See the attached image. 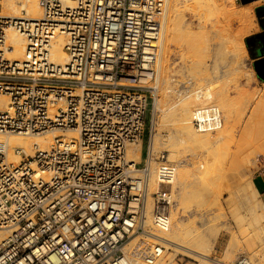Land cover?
Returning a JSON list of instances; mask_svg holds the SVG:
<instances>
[{
	"label": "built area",
	"instance_id": "built-area-1",
	"mask_svg": "<svg viewBox=\"0 0 264 264\" xmlns=\"http://www.w3.org/2000/svg\"><path fill=\"white\" fill-rule=\"evenodd\" d=\"M39 0V20L3 15L0 0V135L60 133L19 164L0 146V264H156L168 252L176 166L162 161L150 187V140L158 93L156 65L169 0ZM26 41L10 60L6 32ZM66 36L68 62L52 61ZM152 107V108H151ZM151 108V109H150ZM150 114L144 167L131 162ZM198 131L222 127L218 108L194 111ZM74 133L71 137L66 134ZM264 168V158L258 159ZM264 177V173L259 175ZM152 211L149 212V201ZM243 257L238 264H243Z\"/></svg>",
	"mask_w": 264,
	"mask_h": 264
},
{
	"label": "bare ground",
	"instance_id": "bare-ground-1",
	"mask_svg": "<svg viewBox=\"0 0 264 264\" xmlns=\"http://www.w3.org/2000/svg\"><path fill=\"white\" fill-rule=\"evenodd\" d=\"M66 1L69 6H73L72 0ZM186 1L188 0H169L166 13L163 18V39L159 59L156 65L157 73L159 76L158 79L161 80L162 83L159 80L158 82L163 84L161 85L163 87L159 86L160 89H162L161 92L159 91L160 93L158 94L154 105L155 115L158 112L159 116L157 119L154 117L152 136L150 140V187L152 191H156L159 186L156 177V171L160 163L162 161L171 163L176 166V176L173 180L172 185L174 188L173 190L176 189V192L179 193L178 196L180 206L186 209L185 206L187 205L185 204L188 203V199H190L189 196L192 195V192L189 193L190 190L192 191L193 187L195 189V187L202 185L205 188H208L207 192L204 193V198H210V200H205L207 202L208 200L211 201L209 204H212L213 202L215 206L221 209L222 204L219 198L211 200L214 194L212 191H210V181H213V172H215V170L217 169L218 163L220 164V162L222 161H217L220 157L215 160L216 158H214V154L220 155L219 148L228 145L234 140V131H232L234 129L231 128L232 130H230V124L232 123L230 122V120L234 121V119L231 118L235 115L234 113L232 116V113L234 112V110H236L235 105H232L234 104L232 103L233 100L231 101V99H229L231 96L228 97L229 94L228 90H226L227 87L226 89H224L226 83H224L223 81L225 79L223 80V78L221 79V77H225V75L230 74L229 72L236 71L237 67L235 63H231L232 65L228 63L225 67L226 69L223 68L224 66H221L223 69L228 70L227 73L225 70L223 72L221 71V74L225 73L220 77V79L223 80V83H217L218 85H222L218 88L224 87L223 89H217L216 86L214 88H208L210 86H206V88L202 86V88H199V86L198 90L196 88L194 89L193 87L192 89L186 88L184 91L181 90L182 92H179V89L177 90V83L179 81L181 82V80L174 79L173 77L175 76L176 72L169 70L170 68H173L170 66L171 63L169 64V57L172 51V46L179 48V58H181L180 60L182 61V68L181 65L180 68L181 70L185 69V71L182 70V73H185L182 74L180 72L183 76H180V73H178V77H182L183 79L190 78L187 82L185 79L182 83H188L192 79L196 78L199 79L201 75L196 77L195 75L197 74H203V76L201 77H206V71L208 68V64L206 65V58L209 50L206 44L205 33L203 31H195L184 25L185 19L183 10L181 9V5ZM259 2L260 1H257L256 3ZM256 3H250L248 6H245L244 9H239L238 11H232L231 9H229V7H232L234 5L233 1L224 7L225 14H228V16H232V14L236 15L239 21V28L234 33L230 32L231 29H224L221 31L222 35L231 36L233 43L238 44V49L234 47V44L232 45V53L235 57L238 56L237 54L239 51H246L245 45L242 42L243 36L250 34L254 29H257L254 22V15L252 14V9L254 8ZM3 15L15 18H28L30 20H39L42 17L41 9L39 7V0H5ZM6 36L7 45L12 46L13 48L12 51L7 53L8 58L15 61L24 60L26 51V41L24 36L13 29L7 30ZM66 41L67 40L65 35H59L54 40L51 50L52 61L54 63L66 64L68 62V55L64 49ZM217 62L218 61L216 59L215 64ZM229 64L231 66H229ZM228 66L230 67L229 69H227ZM212 67H210V69H213ZM215 67H217V65ZM169 71L173 72L174 75H171ZM216 72L217 71L215 69L214 73ZM214 77L208 78L212 79ZM220 79H218V82L220 81ZM206 80L207 79H205V82H207L208 84L209 81ZM213 80L214 79H212V81ZM212 81L211 83L215 82ZM211 83H209V85ZM213 85H215V83ZM208 106L217 107L219 112L221 113V117L222 113H224L223 115L225 121L222 118V127L215 132H200L193 125L194 111L199 108ZM231 106H234L235 108L232 109L233 107ZM223 121L225 122V125H223ZM245 126L246 128H244V135L242 136L240 143L244 144L249 142L257 144L259 146H263L264 142L260 139V137L264 136V134H260L264 131V123L261 119L258 108L252 114ZM73 134L74 133L72 132H68L66 135L68 137H71ZM59 135L60 133L58 132L47 135L29 136L0 135V146L4 145L7 149V162L19 164L25 159L20 155L21 150L27 155V157L33 156L36 150H45L53 142V139ZM16 150H20L19 153L15 152ZM197 150H204L206 155L204 157L200 156ZM189 156H191V162H189ZM127 158L131 162H140L142 160V143L131 145L127 153ZM192 160L194 161L192 162ZM226 160L227 163L234 167L233 169L236 168L238 170L241 169V165L245 163V161H242L236 154L233 153H230V155H228V159L226 158ZM192 166L195 167L193 168ZM239 176V183L242 182L244 184L243 181L245 180H243V177H241V175ZM250 190H252V193L250 195L249 193H247L246 199L248 200V202H250L249 204L252 206V209H255L258 205L256 200L257 190L254 185L250 186ZM177 197L175 198V201ZM178 206L177 209L180 208H178ZM152 207L153 205L151 200L149 201V212L152 211ZM182 207L180 209L184 214V212L186 211L182 210ZM204 211L205 209L202 211V214L204 213V215H199H202V217H200L202 218L201 220H203V217L205 215L209 214V210H207L206 212ZM179 212L180 211L177 210L175 211V213H173V215L171 214V220L175 222H172L174 224L172 226L173 229L163 235L164 239H166V242H168L166 244L168 246V249L172 248L175 252H177L178 250H180V252L183 251L184 253L182 254L197 258L199 264H228L227 262L222 261H216V263H212L208 260V258L211 250L214 248L215 244H217L216 242L222 231H224L225 233L227 232L231 236L232 240L236 238L237 232L234 231V229L230 227V225L227 226L224 224L222 227H220V225L215 223H211V225L209 224L208 230H206V232H202L193 225H187L188 223L185 224V222L182 221V215L180 216ZM237 218L238 216L236 217V219ZM202 223V221H199V226L202 225ZM238 227L243 233L248 231L246 228H242V225L240 223H238ZM10 234L11 232L9 231L0 230V242L7 239ZM245 235L247 237L248 244L250 246H254L255 240L264 235V229H262L261 232L259 231L252 235L251 233H247ZM143 244H146L145 240L140 236L133 238L128 243L129 249L137 250L139 252L137 254V259H134V264H140V253H142L144 250ZM195 247L203 249V252H199V249L197 251ZM260 253H258L256 250H253L251 256L249 258H246L243 264H264V255ZM168 260L169 262H167L166 260H160L156 264H176L174 262L173 255H169Z\"/></svg>",
	"mask_w": 264,
	"mask_h": 264
},
{
	"label": "rangeland",
	"instance_id": "rangeland-1",
	"mask_svg": "<svg viewBox=\"0 0 264 264\" xmlns=\"http://www.w3.org/2000/svg\"><path fill=\"white\" fill-rule=\"evenodd\" d=\"M234 2V5L232 7H229L232 11H238L239 9H244L245 6H248L250 3L242 4L241 0H188L185 3L181 5V9L184 13V25L187 26L190 29H193L195 31H203L205 33L206 37V44L208 46V55L206 58V65L207 71L206 74L208 77H214L211 83L210 79L206 77H201L203 74H197L195 75L200 76L199 79H192L194 81H189L186 83L189 79L178 77V73H182V70L185 71V69H182V61L179 58V48L172 46V51L170 53L169 57V64L171 67L169 70L175 71L176 74L173 77L174 79L181 80L177 83V90L179 89V92L184 91L186 88L192 89V87L195 89L202 88L204 86H210L208 88H214L216 86L217 89H227L228 90V97L231 99L232 105H235L236 110H232V116L235 113V115L231 118L234 119V121L230 120L232 122L230 124V130L234 131V140L229 143L226 146H222L219 148L220 155L214 154L215 160L219 159L217 161H221L220 164L218 163L217 169L215 172H213V181L211 182V189L210 191L213 192V197L211 200H214L215 198H219L220 202L222 204L221 209L219 207L215 206V204L212 202V204H209L211 201L210 198L208 202L207 199L204 198V193L207 192L208 188H205L202 185H199L198 187L192 188L193 190L189 193L190 199H188V203H186L185 208L180 206L179 204V193H177L176 189L173 190V185L171 186L174 200L177 197L175 204L173 208L170 211V215L175 213V211H180V216L182 215V221L185 222L187 225H193L197 227L200 231L206 232L208 230L209 224L215 223L220 225L222 227L224 224L232 227L234 231H236V238L231 239V236L226 232L222 231V233L219 235L217 244H215L214 248L211 250L208 260L212 263H216V261H222L227 262L228 264H238V261L245 257L249 258L253 252V250H256L258 253L264 255V235L260 238H257L255 240L254 246H250L247 242V237L245 234L251 233L255 234L256 232H261L262 229H264V188L262 185H259L257 182V178H259L262 173H264V168L262 166L258 165V159L264 158V145L259 146L254 143H240L242 136L244 135V128H246V124L252 114L255 112V110L258 108L261 119L264 123V82L259 80L257 77L256 71L253 67V56L250 54L247 45L245 43V40L251 36H254V33L259 31V21H257L256 16L254 14V8L252 9V14L254 15V22L257 29H254L250 34H247L243 36L242 42L245 45L246 51H239L238 56L235 57L233 52V44L234 47L237 48L238 44L233 43L232 37L228 35H222L221 31L224 29H231L230 32L234 33L239 28V21L238 17L236 15L228 16V14H225L224 7L228 5L230 2ZM259 1V0H257ZM254 2V1H253ZM252 3V2H251ZM178 49V50H176ZM238 49V48H237ZM175 50V51H174ZM173 52V53H172ZM177 52V53H176ZM175 53V54H174ZM174 54V55H173ZM217 59V63L215 64ZM171 60V61H170ZM215 61V62H214ZM226 62V63H225ZM228 63H235L237 70L233 72H229L230 74L225 75L223 77L221 74L226 68ZM217 65V67L214 66ZM229 64V66H231ZM181 65V68H180ZM213 66V67H212ZM225 68V69H223ZM228 66L227 69L230 67ZM212 67L213 69H210ZM180 68V69H179ZM179 69V71H178ZM216 69V73H214ZM181 70V71H180ZM209 70V73H208ZM211 71V72H210ZM222 71V72H221ZM226 73L228 70H225ZM170 72V71H169ZM173 72H170L172 75ZM180 73V76L182 74ZM213 73V74H212ZM205 74V73H204ZM210 74V75H208ZM221 74V75H220ZM174 75V74H173ZM213 75V76H211ZM164 76V75H163ZM177 76V77H176ZM183 76V75H182ZM222 76V77H221ZM158 73H157V82H158ZM223 78V80L220 79ZM202 78V79H201ZM186 79L185 83L184 80ZM204 79V80H203ZM206 81H209L211 83L207 84ZM218 79L220 81L218 82ZM217 80V81H216ZM161 81V80H159ZM226 83V86L218 88L219 86H222L221 84L218 85L220 82ZM222 82V83H223ZM162 83V81H161ZM160 82L157 83L158 87L163 85ZM218 83V84H217ZM217 84V85H216ZM194 85V86H193ZM212 85V86H211ZM188 86V87H185ZM196 86V87H195ZM200 86V87H199ZM163 87V86H161ZM199 87V88H198ZM162 89V88H161ZM161 89L159 87L158 94L161 92ZM182 90V91H181ZM160 91V92H159ZM227 93V91H226ZM230 101V100H229ZM230 101V102H231ZM232 109H234V106ZM152 108V107H151ZM150 108V109H151ZM236 111V112H235ZM224 113H222V118L225 121ZM155 115V112H153V116ZM157 115V116H156ZM154 116L156 119L159 116V113L157 112ZM223 121V125H225V122ZM149 127H150V114L148 113L146 118V132L143 139V154H142V160L140 161L141 165L140 168L144 167V162L146 159V150L148 146V140H149ZM232 128V129H231ZM196 131V130H195ZM199 133V132H198ZM264 134V131L260 134ZM259 135V136H260ZM261 140L264 142V136L260 137ZM198 154L202 157H204L206 154L204 150H197ZM230 153L236 154L239 159L242 161H245L244 164H242L241 169H233L234 167L231 166L229 163H227L226 158L228 159V155ZM187 155V154H185ZM216 155V156H215ZM226 160V162H225ZM194 160H192L193 162ZM189 162H191V156H189ZM196 166V165H195ZM195 166H192L193 168ZM237 172H236V171ZM240 171V172H238ZM240 173V174H239ZM243 177L244 184L239 183L240 176ZM239 176V177H238ZM239 178V179H238ZM264 178V177H263ZM206 181V179H205ZM254 185L257 190V206L255 209H252V206L249 204L248 200L246 199V194L249 193V195L252 193V190H250V186ZM249 187V188H248ZM191 189V188H190ZM195 190V192H194ZM176 193V195H175ZM192 196V197H191ZM192 198V199H191ZM206 199V200H205ZM190 200V202H189ZM151 201V199H150ZM179 206H178V204ZM182 207V210H185L184 214L182 213L181 209H177ZM177 209V210H176ZM205 209L204 212L209 210V214L205 215L203 217V220H201L202 211ZM174 212H173V211ZM200 211V212H199ZM202 214L201 216H199ZM171 215V216H172ZM238 218L236 219V217ZM236 216V217H235ZM261 216V217H260ZM184 218V220H183ZM173 219V217H172ZM213 221H212V220ZM239 219V220H238ZM202 221V225L199 226L198 222ZM238 221V222H237ZM175 223L173 220H171L172 226ZM238 223L242 225V228H246L248 231L243 233L239 227ZM171 226V229H173ZM262 227V229H261ZM241 231V232H240ZM243 233V234H242ZM195 249L199 252H203V249L195 247ZM183 251L180 252L178 250L175 252L172 248L168 250L163 260H166L169 262L168 257L169 255L174 256V262L176 264H199V261L197 258L187 256ZM162 260V261H163ZM218 264V263H216Z\"/></svg>",
	"mask_w": 264,
	"mask_h": 264
},
{
	"label": "water",
	"instance_id": "water-1",
	"mask_svg": "<svg viewBox=\"0 0 264 264\" xmlns=\"http://www.w3.org/2000/svg\"><path fill=\"white\" fill-rule=\"evenodd\" d=\"M253 1L257 0H241L242 4L251 3ZM245 43L250 54L256 58L253 62V67L257 77L264 82V32L247 38Z\"/></svg>",
	"mask_w": 264,
	"mask_h": 264
},
{
	"label": "crops",
	"instance_id": "crops-1",
	"mask_svg": "<svg viewBox=\"0 0 264 264\" xmlns=\"http://www.w3.org/2000/svg\"><path fill=\"white\" fill-rule=\"evenodd\" d=\"M259 3H256L257 1H254L252 3H256L254 6V14L256 16L257 21H259V31L255 32L254 35H258L264 32V0H259ZM256 60V58L253 57V61ZM142 159V158H141ZM257 183L259 185H262L264 188V178L259 177L257 178Z\"/></svg>",
	"mask_w": 264,
	"mask_h": 264
}]
</instances>
